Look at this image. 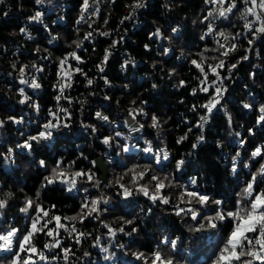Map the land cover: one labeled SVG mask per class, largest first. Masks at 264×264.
Returning a JSON list of instances; mask_svg holds the SVG:
<instances>
[{"label": "snow or ice", "instance_id": "6c2138e0", "mask_svg": "<svg viewBox=\"0 0 264 264\" xmlns=\"http://www.w3.org/2000/svg\"><path fill=\"white\" fill-rule=\"evenodd\" d=\"M35 6H43L46 3L51 5L52 0H33ZM100 0H80L79 12L74 21L73 31L76 38L70 42L65 41L66 51L60 56L52 60V50L48 47L41 49L37 45L33 49L34 59L30 64H18L12 61V72L8 73L12 76L18 85L14 95H18L17 101L20 105H27L29 109L39 115L41 106L32 100V97L26 92V89L33 91L42 88L41 74L45 72V65L39 61H49L55 63L56 80L52 84L55 92L53 100L54 108L47 109V117L44 122L39 124L36 134H25L20 132L21 137H26L21 141H17L14 145L8 144L4 147L0 144V166L5 170H11L13 174L19 169L17 162L18 157H24L26 154L31 156L26 163L36 165L41 169H45L48 174L43 176L41 189H46L50 185L59 184L62 190L67 193H82L78 205V211L72 215H62L55 211L56 205L46 206L41 200V193L37 192L35 200L25 195L23 201L17 211L22 214L26 220V227L21 228L13 224L7 227L0 226V253L7 255L0 256V264H98L97 260L92 259V253L83 250L80 256L76 252L78 248H83V244L91 240V248H99L103 253L102 259L105 262H113L114 258L119 264V257L115 252L110 251L109 247H102L101 240L107 237L110 241H114L118 234L128 238L127 245L118 243L115 246L123 251L125 256L130 254L131 259L125 260L124 264H181V260L177 259L176 253L178 243L176 239H170L168 235L161 234L155 248L149 252L140 250L129 251L130 246L135 243V237L141 232L140 219L138 214L129 218L127 215L115 217L118 224L105 221V216L115 210L120 201L132 202L134 196H143L150 203L147 209L141 208L145 216L153 213L155 206H164L162 211L166 214L174 215L184 223L190 233H201L211 230L216 237V247L212 255L209 257V264H264V102H257L256 93L253 90L258 86L264 88V77L257 79V72L249 71L248 79L251 85L245 84V94L247 99L241 101V109L247 111L253 117L251 126L246 128L247 137L259 136V142L249 140L242 135L240 131H236L233 125V119L230 113L222 107V101L226 100V94L229 88L226 81H233L235 71L243 62H249L251 54L255 52L257 60L264 61V0H203L204 8L200 15L192 19L191 24L195 28H199L198 39L201 43L200 50L192 52L185 51V46H179V54L177 48L173 45H179L183 37L186 24L176 22L170 24L167 29L155 27L148 33V40L157 44L156 55L161 57L173 56L177 61H186L189 71L195 74L191 77L196 81L195 86L190 88L189 95L197 97L203 95L204 102L192 103L188 107V111L194 114V119L189 120L184 117L183 123L187 125V131L175 140L176 144H182L188 139V134L192 133L195 128L198 132L195 142L191 144V149L196 150L198 145L206 141L205 126L209 125L210 119L214 118V111L224 112L226 119V130L231 138L227 141L229 144L235 143L238 147L233 148L232 153L224 155L225 141L217 139L215 147L220 150L223 156L227 171L237 180V191H234L229 204L228 198H216L207 192H201L198 184L197 176H190L187 184H182L177 179L176 173H183L186 159L184 156L179 158L171 156L170 152L164 147H153V141L144 139V147L142 151L149 154L151 163L141 165L133 164L131 167L125 165L123 174L112 180H101L97 176L98 160H89L90 167L77 168L76 161H70L65 164L63 159H57L51 167L43 158L36 159L32 154L36 151L34 145L39 146L42 141H50L54 137V133L60 129H68L71 127L73 119L72 111L69 107L61 104L65 101L67 105L74 103L73 98L66 94L68 89L74 85L77 75L83 77L86 88H92L95 77L89 75L81 65L86 64V59L81 52H88L85 43L94 44V37L112 36L111 31L99 30L94 27L96 19L100 16L99 8ZM109 3L115 4L116 0H109ZM183 0H164L160 5L164 13L171 15L176 8L180 7ZM5 0H0V5H4ZM126 7L129 8L127 15L123 16L119 21L120 25H124L126 21H134L137 12L147 10L150 7L149 0H132V3ZM2 11V10H0ZM7 15L5 11L3 13ZM44 12L36 8L32 15L27 17L28 22H36L43 24ZM236 17V21H233ZM64 21V16L57 18ZM187 21V16L183 18ZM57 21L54 20L53 24ZM155 23V22H154ZM86 24L88 31L81 35V25ZM104 24H108V19L104 20ZM239 28L238 31L233 29ZM43 30L48 33L47 43L52 45L59 42V33H54V29L47 24H43ZM28 40L33 37L24 27L19 29ZM165 32L168 35H165ZM125 33L120 35L118 39H110L106 48L103 49V55L99 63L94 68L99 75V80L103 81L106 87H111V81L105 75V66L109 62V58L113 55V50L124 42ZM209 38H211V47L209 46ZM166 42V43H165ZM246 42V47L244 43ZM257 43L260 49H257ZM144 51L151 53L152 47L150 43L143 45ZM242 49V52L240 50ZM9 49L4 46L2 52L7 54ZM93 53L96 48H91ZM240 52L239 56L233 57L234 53ZM15 55V53H13ZM167 61L153 60L152 69L156 70L157 64L163 65ZM129 65L135 66V61L125 60L120 68L126 70ZM184 65H181V68ZM252 68H258L259 64H252ZM164 72L163 67L160 68ZM227 74H224V73ZM15 73V76H13ZM179 75L177 66L168 68L164 76L172 80ZM188 80L177 79L172 85L177 90L187 87ZM124 89H128V84H124ZM152 90L158 88L156 82L150 85ZM9 91H13L9 88ZM95 91H90L88 95H95ZM131 101L132 107L126 109L129 119L123 120V125L130 133H140L147 127L151 128L157 136L165 131L164 125L168 123L170 118H162L155 112L151 115L147 110V100L137 98ZM103 100L111 103L112 97L105 93ZM79 111L83 110L85 101L79 100ZM183 104L184 101L180 100ZM115 104L119 106L120 100L117 99ZM143 118L141 122L138 118ZM96 121L101 122L103 128L105 124L112 128L111 134L97 137L98 128L95 123L80 122V127L85 131H89L100 140V143L109 150H114L116 156L129 153L132 147L128 143L129 137L124 134L120 128V122L110 119L109 115H105L101 111L94 113ZM23 117H17L14 114L7 113L0 118V129H7L12 125H23ZM243 128V125H240ZM19 131V128L17 129ZM163 143V141H161ZM252 144L251 150L248 145ZM241 149L244 150L242 153ZM191 156L192 153L187 154ZM81 158L88 160L83 152L80 153ZM107 162L114 163L110 154L105 153ZM174 162L171 171L165 172L164 169ZM156 168L161 174H154L153 169ZM245 172V179L240 182L241 172ZM129 178L128 182H123L124 177ZM84 185H88L85 187ZM115 187L117 191L115 196L117 205L113 208L107 207L112 200V196L106 193V189ZM7 189V190H6ZM166 189H174L172 192H166ZM92 190H95L96 195ZM22 191V189H21ZM15 192L6 184H0V220L7 223V213L12 207L11 201L15 198ZM175 197V202L173 200ZM195 222L194 224L188 221ZM86 221L94 223L98 228H103L106 232L101 235H95L93 231H87ZM127 229V230H126ZM43 236L46 239L42 243L37 242V238Z\"/></svg>", "mask_w": 264, "mask_h": 264}, {"label": "trees", "instance_id": "16d2710c", "mask_svg": "<svg viewBox=\"0 0 264 264\" xmlns=\"http://www.w3.org/2000/svg\"><path fill=\"white\" fill-rule=\"evenodd\" d=\"M80 0H52V4H45L43 6H35L33 0H5L4 5H0V118L7 113L16 115L18 118L23 117V125H12L7 129H0V144L6 147L8 144H15L26 137H21L20 132L27 134H36L39 124L44 122L47 117V109L54 108L55 101L53 96L55 92L52 89V84L56 80L55 63L49 61H39L45 65V72L41 74L42 88L33 91L26 89V92L32 97V100L39 103L41 111L37 115L34 111L29 109L27 105H20L17 103L19 96L14 95L16 87H23L18 85L12 76L8 73L12 72L11 63L17 61L18 64H30L33 59V49L39 45L41 49L48 47L52 50V60L55 61L56 57L65 52V41L70 42L75 39L73 31L74 21L79 12ZM164 0H149L150 7L147 10H142L139 14L138 20L120 25L119 21L125 16L126 6L132 3V0H116L115 4L109 3V0H100V16L96 19L94 27L99 30H107L112 32L110 38L94 37V44L85 43V47L89 49L88 52H81L80 54L85 57L86 64L81 65L89 75L95 77L94 85L92 88H86L83 77L77 75L75 83L71 89H68L66 94L73 98L74 103L67 105L65 101H61L65 107H69L72 111L73 119L71 127L68 129H60L54 133V137L50 141H42L39 146L34 145L36 151L32 154L36 159H45L49 167L57 159H63L65 164L70 161H76L77 168L90 167L89 160H97L101 157L102 161L107 166V180L120 177L124 170L125 165L131 167L133 164L145 165L151 163L149 154L142 151L144 147V139L153 141V147H164L170 152L171 156L179 158L184 156L186 164L183 173H176L177 179L182 184L188 183L190 176L198 177V184L201 186V192H207L209 195L216 198H228L229 204L234 191H237V180L227 171V165L220 155V150L215 147L217 139L225 141L224 155L232 153L233 148L238 147L237 144H229L231 138L228 136L226 130V119L224 112L214 111V118L210 119L209 125L205 126L206 141L198 145L196 150L191 149V144L195 142L197 130L194 128L192 133L188 134V139L182 144H176L175 140L187 131V125L183 123L184 117L193 120L194 114L188 111V107L192 103L204 102L203 95L193 97L189 95L190 88L195 86L196 81L191 77L195 74L189 71V66L186 61H177L175 57H161L156 55L157 44L148 40V33L154 30L155 27H162L167 29L170 24L181 22L186 24L183 32V37L179 45H173L177 48L179 54V46L184 45L185 51L191 50L193 53L200 50L201 43L198 39L199 28L201 26L193 27L191 24L192 19L200 15L201 10L204 8L203 0H183L180 7L176 8L171 15L164 13L161 4ZM179 2V0H177ZM44 12L43 24H47L54 29V33H59V42H54L52 45L47 43L48 33L43 30V24L32 22L29 23L27 17L34 13V10ZM7 15H4V12ZM64 16V21H59L57 18ZM187 16V21L183 18ZM108 19V24H104V20ZM233 17V21H236ZM56 20L57 23L53 24ZM155 22V23H154ZM24 27L28 33L33 37L28 40L19 29ZM81 27V35L83 32L88 31L87 25L83 24ZM126 38L123 43L119 44L113 50V55L109 58L108 64L105 66V75L111 81V87H106L102 80H99V75L94 68L96 63H99L103 55V49L106 48L110 39H118L120 35L125 33ZM239 28L233 29L238 31ZM165 35H168L165 32ZM211 38H209V46L211 47ZM150 43L152 47L151 53L144 51L143 45ZM166 43V42H165ZM246 47V42H243ZM6 46L9 51L7 54L2 52V48ZM96 48V52L91 51L92 47ZM257 49H260L257 43ZM242 52V49L240 50ZM240 52L234 53L233 57L239 56ZM15 53V55H13ZM264 55V50H262ZM127 59L135 61V66L129 67L122 71L120 65ZM153 60L167 61L163 65L157 64V68L153 71L151 65ZM249 62H243L238 66L235 71L233 81H226L229 92L226 94V100L222 101V107L231 114L233 125L236 131H240L242 135L247 137L246 128L251 126L253 119L252 115L247 111L241 109V101L247 99L245 94V84L251 85L248 79V72H257V79L264 77V61L257 60L255 52L251 54ZM252 64H259L258 68H252ZM177 66L179 75L172 80L166 76L161 79V76L167 72L168 68ZM181 65H184L181 68ZM163 67L164 72L160 71ZM224 74H227L226 72ZM15 76V73H13ZM177 79H185L189 84L185 88L177 90L172 85ZM152 82L158 84V88L152 90L150 85ZM124 84H128V89H124ZM12 88L13 91H9ZM253 90L256 93L257 102H264V88L258 86ZM90 91H95V95H88ZM107 93L112 97V102L103 100V95ZM147 100V110L151 115L155 112L162 120L170 118L168 123L164 125L165 131L159 136L154 131L145 126V129L140 133H130L123 125V120L129 119L127 117L126 109L132 107L131 101L136 99ZM119 99L120 104L117 106L115 101ZM79 100H84L83 110L79 111ZM180 100L184 103L181 104ZM101 111L105 115H109L110 119H115L120 122V128L126 136L129 137L128 143L130 145H137L132 147L129 153L116 156L114 150H109L106 146L100 143L98 136L111 134L112 128L110 125L105 124L101 128V122L94 118V113ZM143 122V118H138ZM95 123L97 124L98 133L94 137L89 131H85L80 127V122ZM240 125L244 127L241 128ZM19 128V131L17 130ZM249 140L259 142V136L247 137ZM163 141V143H161ZM252 144L248 145V150H251ZM242 153L244 152L241 149ZM83 152L88 160L81 158L80 153ZM191 152L192 155L187 154ZM105 153L112 156L114 163L109 164ZM27 159L31 156L27 154L24 157H18L19 169L13 172L5 170L0 166V184H6L13 192L15 198L11 201L12 207L7 213V223L0 220V226L7 227L8 224H13L17 227H26V220L22 214H19L17 209L24 199V196H30L35 200L36 193H41V200L48 206L51 204L56 205L55 211L62 215H72L78 211L80 196L82 193L72 192L67 193L62 190V186L54 184L48 186L46 189H41L40 185L43 183V176L48 174L45 169H41L36 165H29L26 163ZM174 167V162L164 169L165 172L171 171ZM241 172L239 181L242 182L245 177V172ZM154 174H161L156 168L153 169ZM98 178H102V174L97 172ZM102 180V179H101ZM129 178L124 177L123 182H128ZM87 187L88 185H84ZM22 189V191H21ZM7 190V189H6ZM106 193L112 196L111 203L107 206L110 209L117 205V197L114 195L117 189L112 187L105 190ZM166 192H172L174 189H166ZM93 194L98 193L92 190ZM175 202V197H173ZM150 203L146 201L143 196H134L132 202L120 201L115 207L114 211L109 212L104 218L106 222L112 223L114 226L118 224L115 217L120 215H127L132 218L133 215L138 214L140 219L137 223L140 224L141 232L135 237V243L130 246L129 251H144L149 252L155 248L158 238L161 234L168 235L170 239H176L178 243V250L176 253L177 259L181 260V264H209V257L212 255L216 247V237L212 231H204L201 233H190L184 223H181L179 218L174 215L166 214L162 211L164 206H155L151 215L145 216L140 212L141 208L147 209ZM190 224L195 222L188 221ZM87 231H93L95 228V235H101L106 232L103 228H98L94 223L86 221ZM127 230V229H126ZM46 238L40 236L37 238L38 243H42ZM92 241L88 240L83 244V248L77 249V256L82 254L83 250H88L92 253V259L97 260L98 264H109L102 259L103 253L99 248H91ZM118 243H125L127 245L128 238L118 234L114 241H110L106 236L101 240L102 247H109L110 251L115 252L119 257V264H124L125 260H130V254L125 256L123 251L115 245ZM7 255L0 253V256ZM111 264H117L115 258Z\"/></svg>", "mask_w": 264, "mask_h": 264}, {"label": "water", "instance_id": "95a60500", "mask_svg": "<svg viewBox=\"0 0 264 264\" xmlns=\"http://www.w3.org/2000/svg\"><path fill=\"white\" fill-rule=\"evenodd\" d=\"M97 160L99 161V163H98L99 171L98 172L102 174V178L101 179L105 181L106 177H107V166L102 161L101 157L97 158Z\"/></svg>", "mask_w": 264, "mask_h": 264}, {"label": "built area", "instance_id": "2783aa9c", "mask_svg": "<svg viewBox=\"0 0 264 264\" xmlns=\"http://www.w3.org/2000/svg\"><path fill=\"white\" fill-rule=\"evenodd\" d=\"M141 11H142V10H140L139 12H137V14H136V18H135L134 21L138 20V17H139V14L141 13ZM128 12H129V8L126 7V9H125V15H127ZM134 21H126V22H127V23H131V22H134Z\"/></svg>", "mask_w": 264, "mask_h": 264}]
</instances>
